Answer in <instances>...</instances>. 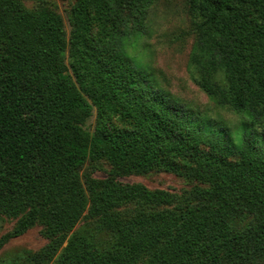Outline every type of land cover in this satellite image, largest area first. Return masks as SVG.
<instances>
[{"label":"trees","instance_id":"16d2710c","mask_svg":"<svg viewBox=\"0 0 264 264\" xmlns=\"http://www.w3.org/2000/svg\"><path fill=\"white\" fill-rule=\"evenodd\" d=\"M186 1L188 75L237 126L161 86L155 0H75L68 37L55 11L0 0V216L48 240L23 264H264V0ZM115 109L130 128L109 130ZM100 159L108 176H80ZM154 169L205 186L182 200L117 180ZM84 217L93 233L73 230Z\"/></svg>","mask_w":264,"mask_h":264},{"label":"rangeland","instance_id":"374dc122","mask_svg":"<svg viewBox=\"0 0 264 264\" xmlns=\"http://www.w3.org/2000/svg\"><path fill=\"white\" fill-rule=\"evenodd\" d=\"M20 5L30 12L40 8H48L58 13L64 23L66 37L72 29V8L75 0H19ZM189 9L186 0H155L153 7V23L151 37L145 38L147 45L146 60L152 64L161 86L177 96L182 103L196 109L204 115L221 120L230 126H237L239 117L216 106L206 94L191 80L187 72V62L194 40V33L189 19ZM92 38L99 37V24L95 16L91 17ZM67 57L66 61L68 62ZM98 115L96 109L87 122L90 132L94 128ZM105 122L109 130L115 131L130 128L131 121L117 109L105 114ZM109 163L100 159L87 160L77 171L82 178L91 177L103 179L109 175ZM122 183H139L150 190H165L184 199L187 191L194 187L205 185L197 180L185 178L174 172L154 169L146 174H129L117 178ZM128 204V209L134 208ZM19 216L11 218L0 216V264H23L31 253L41 249L46 243L39 225L27 229L20 235L13 236ZM96 223L88 218H82L73 230H81L85 234L95 231ZM72 232H69L70 235ZM100 240H108L105 233H98Z\"/></svg>","mask_w":264,"mask_h":264}]
</instances>
